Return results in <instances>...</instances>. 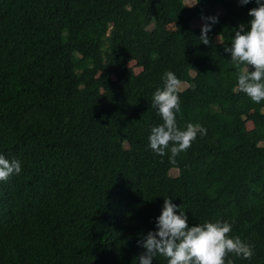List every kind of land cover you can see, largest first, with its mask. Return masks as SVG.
<instances>
[{
    "label": "trees",
    "instance_id": "16d2710c",
    "mask_svg": "<svg viewBox=\"0 0 264 264\" xmlns=\"http://www.w3.org/2000/svg\"><path fill=\"white\" fill-rule=\"evenodd\" d=\"M190 6L0 0V155L22 169L0 181V264H139L164 199L190 227L232 224L253 256L226 264H264V101L239 90L224 51L257 4ZM202 16L218 18L208 46ZM166 71L185 85L179 129H206L174 163L148 140Z\"/></svg>",
    "mask_w": 264,
    "mask_h": 264
},
{
    "label": "clouds",
    "instance_id": "9594fccd",
    "mask_svg": "<svg viewBox=\"0 0 264 264\" xmlns=\"http://www.w3.org/2000/svg\"><path fill=\"white\" fill-rule=\"evenodd\" d=\"M250 2L252 0H239L241 5ZM196 3L198 0L190 7ZM255 3L257 7L248 12L252 17L248 30L245 31L243 24L239 25L231 47H225L224 51L231 54V61L239 70V90L259 103L264 101V0H255ZM201 20L205 23L201 28L200 41L208 46L207 34L218 18L202 16ZM181 83L173 72H165L163 89L158 88L152 99V107L158 110L163 123L153 127L148 137L149 148L161 157L170 151L173 163L176 156L191 146L198 134H206V129L199 124L189 123L186 130H180L176 123V114L181 111L178 95ZM21 170L19 160H9L0 155V181H7L11 175L20 174ZM180 209L172 199H164L163 209L156 220L158 230L148 232L138 242L144 249L137 257L139 264H152L157 255L165 257L167 264H226L229 253L244 259L253 256L251 245L229 235L232 231L229 222H205L190 227L185 212ZM227 264H233L232 260H227Z\"/></svg>",
    "mask_w": 264,
    "mask_h": 264
},
{
    "label": "rangeland",
    "instance_id": "374dc122",
    "mask_svg": "<svg viewBox=\"0 0 264 264\" xmlns=\"http://www.w3.org/2000/svg\"><path fill=\"white\" fill-rule=\"evenodd\" d=\"M193 2H194V0H184L185 5H187V6L192 5ZM174 27H175L174 25H168V26L165 27V29L170 31V30H173ZM129 66L134 70L135 73H138V72L142 71V68L140 66H137L135 63H130ZM184 87H185V85L184 86L181 85L179 87V89L184 88ZM172 172L175 173V171H172Z\"/></svg>",
    "mask_w": 264,
    "mask_h": 264
}]
</instances>
